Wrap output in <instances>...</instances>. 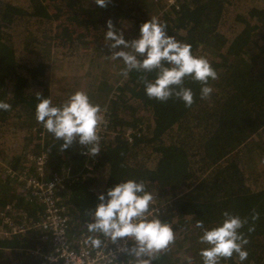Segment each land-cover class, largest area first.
Returning a JSON list of instances; mask_svg holds the SVG:
<instances>
[{
    "label": "trees",
    "instance_id": "16d2710c",
    "mask_svg": "<svg viewBox=\"0 0 264 264\" xmlns=\"http://www.w3.org/2000/svg\"><path fill=\"white\" fill-rule=\"evenodd\" d=\"M230 1L177 0V9L170 6L163 13L162 0H110L104 8L93 0H0V101L12 105L10 111L0 110L2 262L37 264L29 252L19 250L39 245L48 250L41 240L44 230L15 237L2 231L4 217L15 221L18 216L21 225L42 220L43 209L30 202V192L19 180V175L28 172L30 153L34 158L46 156V179L53 175L64 179L55 194L57 202L68 209L70 238L94 234L86 225L93 222L90 212L99 203V194L121 182L144 181L153 203L165 206L164 213L154 218L170 224L174 233L173 243L154 254L150 264H188L189 260L203 264L199 252L206 245L198 242L202 232L194 227L195 221L203 220L205 228L211 229L221 222L225 211L248 221L240 230L248 240V258L241 262L234 254L220 264H264V180L248 185L252 176L247 172L249 161L242 164L239 160L242 147H255L258 140L264 146V5L250 7L230 26L231 15L226 10ZM235 2L246 7L264 0ZM153 17L166 25L168 35L190 44L192 54L205 57L217 72L218 78L209 80L214 89L210 99L201 100V85L190 79L184 87L194 94L191 107L174 97L164 103L149 99L142 78L154 80L155 73L133 70L108 101L112 86L122 77L119 74L116 81L101 82L110 128L119 129L117 135H104L95 156L75 141L61 151L62 141L35 119L36 93L51 99L48 80L54 70L46 58L36 55L37 46L53 49L56 64L60 61L64 66L71 57L75 58L72 66L84 64L78 74L87 76L90 83L101 62L106 69L119 64L109 61V53L103 56L109 50L106 21L111 20L116 31L131 41ZM14 25L24 31V37L11 32ZM100 98L90 96L89 100L102 108ZM13 119L21 124L7 123ZM127 129L132 130V143L124 138ZM152 155L155 159L150 165ZM258 155L252 153V162ZM30 167V174L35 175L34 161ZM253 212L259 214L255 221ZM249 227L254 231L249 233ZM128 246L135 247L134 241ZM126 259L136 262L128 251Z\"/></svg>",
    "mask_w": 264,
    "mask_h": 264
},
{
    "label": "clouds",
    "instance_id": "9594fccd",
    "mask_svg": "<svg viewBox=\"0 0 264 264\" xmlns=\"http://www.w3.org/2000/svg\"><path fill=\"white\" fill-rule=\"evenodd\" d=\"M100 8L106 7L110 0H93ZM264 3L251 4L245 7H260ZM106 45L111 52V60H119L124 67L120 75L124 78L133 70L143 73H155L154 80H145V95L158 102H167L170 98L179 99L185 107L194 103V94L190 88L184 87L186 79L201 85L200 99L208 100L214 89L209 80H216L217 72L205 57L194 56L191 45L181 43L167 34L166 25L156 17L149 19L139 28V38L126 41L123 34L116 31L112 21H106ZM121 49L116 51V49ZM35 119L43 128L62 141L61 151L69 148L73 142L85 146L90 156L100 153L98 128L102 122L101 108L90 102L88 95L77 91L59 106H54L50 98H41L36 93ZM12 105L0 101V110L10 111ZM99 203L90 212L92 221L86 225L90 233H100L113 243L118 239L131 238L135 247L127 249L128 254L136 258V264H150L154 254L166 249L174 241V233L170 224L162 223L158 218H149L150 205L154 197L146 191L144 181L128 180L121 182L97 197ZM221 222L206 229L203 220L195 221L194 227L200 229L202 235L198 242L206 245L199 255L203 264H220L235 254L239 261L248 258L245 245L248 240L240 231L247 219L225 211ZM259 218L253 212L252 220ZM254 231L253 227L248 232ZM96 247L101 245L99 239H93ZM149 259H140L141 257ZM188 264H192L189 260Z\"/></svg>",
    "mask_w": 264,
    "mask_h": 264
},
{
    "label": "built area",
    "instance_id": "2783aa9c",
    "mask_svg": "<svg viewBox=\"0 0 264 264\" xmlns=\"http://www.w3.org/2000/svg\"><path fill=\"white\" fill-rule=\"evenodd\" d=\"M102 122L98 128L99 142L104 135L110 134L112 137L117 135V131L110 130V119L107 108L101 109L100 113ZM132 130L127 129L124 138L129 143L133 142ZM46 156L43 154L33 158L35 163V175L25 172L19 175V180L23 182L25 188L30 192V201L41 206L42 220L32 224L21 225L18 234L26 235L36 231V229L44 230L45 233L41 240L46 243L48 250H44L40 246L35 249L37 264H111V261L123 253L125 250L118 252L113 246L110 239L101 235L95 238L101 241V245L96 247L92 244L93 239L86 236L70 238L68 235L70 229V216L67 207L60 201L57 202L56 190L60 189V182L63 178L53 175L50 179H46L44 175V165ZM90 168V167H89ZM13 174V173H12ZM15 176V174H14ZM159 209L153 207L151 213L159 214ZM118 239L116 242H119ZM129 238L123 241V246H128ZM127 264H136L132 263Z\"/></svg>",
    "mask_w": 264,
    "mask_h": 264
},
{
    "label": "rangeland",
    "instance_id": "374dc122",
    "mask_svg": "<svg viewBox=\"0 0 264 264\" xmlns=\"http://www.w3.org/2000/svg\"><path fill=\"white\" fill-rule=\"evenodd\" d=\"M165 1H167V0H162V5H165ZM162 9H163V7H161V10ZM242 9H243V11H242ZM226 10H227L228 15L229 16L231 15L230 16L231 20L228 22V24L230 26H232L231 23H235V21H236L235 17L239 16L245 12V7L238 6L237 2L234 3V0H231L230 3H228V5H227ZM236 27L238 28L239 25H237ZM12 31L14 33L15 32L20 33L24 37V31L20 30L18 25H14L11 28V32ZM137 38H139V37H137ZM137 38H135V39H137ZM125 40H128V39L126 38ZM261 44H262V42L259 43V45H261ZM108 53L110 56L111 52L109 50L103 51V56L107 55ZM54 54L55 53H54L53 49H51L49 51V49H45V46H42V47L37 46V48H36V55L43 58V59L46 58L47 61L50 62L49 65L53 66V69H54L51 72L50 78L48 80L49 93H50V96H51L53 103H55V102H62L63 103L68 99L69 96H71L75 92L83 91L88 95L89 98L91 96V98L98 99L99 95H101L100 103H101V106L104 105L101 109L105 108V106L107 104V103L105 104V96L106 95L102 91L103 87L101 85V82H103L104 80L116 81L118 75L120 74L119 69H121L123 67L122 62L118 60L119 64L116 67H112L111 65H109L107 67V69L104 65V62H101L102 65L96 71L92 80L89 83L87 76L78 74L79 70L82 68V66L84 64L81 65L79 62V64L77 65V63L75 62V65L72 66L73 62L75 61V58H72V57L69 59V61L64 66H63V63H61L60 61H58L56 64V54H55V56H54ZM80 61H81V59H80ZM109 61H110V58H109ZM116 63H118V62H116ZM56 66L58 68H56ZM59 66H61V67H59ZM65 67L69 68V73L65 72V71H67V69ZM75 67H78L77 72H75V69H74ZM114 69H117V72H113ZM88 73L89 72L87 71L86 74H88ZM52 75H53V77H52ZM123 79H124V77L122 76L119 80H117V82L112 86V89L118 83H121V81ZM112 91L110 93H108L107 100L111 96ZM7 123H9L11 125H15V126H19L21 124V122L17 121L16 119H13ZM257 143H258V145L256 146V142H255V147H252V146L242 147L240 149V152H239V160L241 161L242 164H244V162H246L247 159L249 161L246 167H247V169H249V170H247V172H250L252 174V176H249V178H251V179L248 180V185H251L253 180H257L258 184H259L260 180H264V156H263L264 151H262V149H264V146H262V143L259 140L257 141ZM30 149H31V147L28 148L27 153L30 152ZM253 149H255V150H253ZM253 152L259 153V155L256 157V160L258 158H260V160L258 162H256V160H255V162H252L251 155ZM32 157H33L32 154H30V153L27 154L28 174H30L29 173V171L31 170L30 166L33 162ZM154 159H155V157L152 155L150 160H149L150 165L152 164V162H154ZM25 172H27V171H25ZM21 223L23 224V222L18 221V216L16 217L15 221H11L10 218L4 217L2 219V226L5 230L2 229V231L7 233V235L9 237H15V236H18L20 234H24V233L18 234V229L21 226ZM19 251L29 252L30 255H32L33 258L36 260V254L33 253V252H35V249H22ZM4 253L7 254V251H4ZM2 260H3V257L0 258V264H6L5 261L7 259L4 262H2Z\"/></svg>",
    "mask_w": 264,
    "mask_h": 264
},
{
    "label": "water",
    "instance_id": "95a60500",
    "mask_svg": "<svg viewBox=\"0 0 264 264\" xmlns=\"http://www.w3.org/2000/svg\"><path fill=\"white\" fill-rule=\"evenodd\" d=\"M155 1H157V0H155ZM176 1L177 0H167V1H165V5H163L164 6V9H162V12L164 13V12H166V10L170 7V6H175V8L177 9L178 8V5H176ZM157 18V17H156ZM158 19V18H157ZM159 20V19H158ZM160 22H162L161 20H159ZM119 84H121V83H118L114 88H113V91H112V93H111V96L109 97V99H108V101L109 100H111V99H113L114 98V96L117 94V92H116V89H117V87H118V85ZM107 101V102H108ZM107 106H108V104H106V106H105V108H107ZM107 110H108V108H107ZM109 112V111H108ZM109 114H110V112H109ZM109 119H110V116H109ZM111 127V124H110V126H109V128ZM110 130H114V131H116L115 129H113V128H110ZM118 131H120L119 129H118ZM117 131V132H118ZM126 131V130H125ZM125 131H124V133H125ZM34 158V157H33ZM29 173H30V171H29ZM56 176V175H55ZM62 178V177H61ZM64 180V179H63ZM22 182V181H21ZM30 202H33V201H30ZM37 205V204H36ZM152 207L150 208V213H151V209L153 208V207H157L158 209H159V214H155V213H152V216H150V217H152V218H154L155 216H158V215H161V214H163L164 213V210H165V206L164 205H158V204H154L153 202H152ZM41 207V206H40ZM38 222V221H37ZM27 225H29V224H27ZM81 235H84V236H86L88 239H95V238H98V237H101V235L102 234H100V233H94L92 236H89L88 234H86V233H81L80 235H78V236H76V237H80ZM123 241H127V238H122V239H120V241L119 242H115L114 244H113V246H114V248L116 249V250H118V252H121V251H119V250H125L123 253H121V254H119L117 257H116V259H114V260H112L111 261V264H127V263H132V261L133 260H131V259H126V253H127V249H129V246H123L122 245V243H123ZM132 242V239L131 238H129V242H128V244H130ZM39 247H40V245H39ZM32 249H37V247H34V248H32ZM32 256V255H31ZM134 262V261H133ZM134 263H136V262H134Z\"/></svg>",
    "mask_w": 264,
    "mask_h": 264
}]
</instances>
